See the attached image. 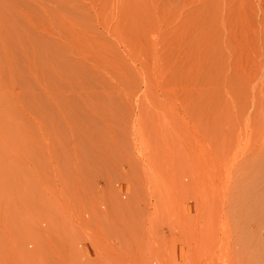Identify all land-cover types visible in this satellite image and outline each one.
<instances>
[{"label": "rangeland", "instance_id": "374dc122", "mask_svg": "<svg viewBox=\"0 0 264 264\" xmlns=\"http://www.w3.org/2000/svg\"><path fill=\"white\" fill-rule=\"evenodd\" d=\"M0 264H264V0H0Z\"/></svg>", "mask_w": 264, "mask_h": 264}]
</instances>
